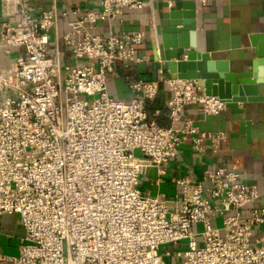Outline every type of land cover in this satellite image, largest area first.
<instances>
[{"label": "built area", "instance_id": "built-area-1", "mask_svg": "<svg viewBox=\"0 0 264 264\" xmlns=\"http://www.w3.org/2000/svg\"><path fill=\"white\" fill-rule=\"evenodd\" d=\"M34 1L1 0L0 49L21 46L25 54L0 65V90L11 92L0 104V218L20 214L25 233L18 253L0 254V264H169L173 251L160 250L167 243L177 246L173 264H264V207L244 211L259 191L236 166L177 180L183 195L174 209L137 187L140 175L163 171L196 132L189 118L179 125L186 105L208 113L226 107L198 80L168 76L170 124L163 126L146 106L159 94L158 81L132 82L129 100L109 94L115 64L143 60L136 49L146 33L95 30L147 2L100 0V9L71 6L60 14L55 7L37 12ZM68 14L74 18L63 41L76 62L61 64L50 32ZM224 136L202 132L195 146Z\"/></svg>", "mask_w": 264, "mask_h": 264}, {"label": "crops", "instance_id": "crops-1", "mask_svg": "<svg viewBox=\"0 0 264 264\" xmlns=\"http://www.w3.org/2000/svg\"><path fill=\"white\" fill-rule=\"evenodd\" d=\"M144 1L147 4L143 7L125 8L112 23L100 20L95 30L104 36L109 34L110 27L116 33L125 30H143L146 33V38L136 49L143 60L127 67L117 62L114 71L109 73L108 91L113 97L131 99L133 92L130 85L138 79L158 81L160 90L157 97L165 104L166 125L170 124L167 102L171 91L163 79L173 75L159 47V40L162 28L169 22V9L177 1L193 3L199 51L210 53L212 58L227 59L233 71L252 69L255 47L251 36L264 33V0ZM32 4L37 12L55 7L60 14L71 6L81 9L101 7L100 0H36ZM73 18L72 14L59 15L56 27L50 32L51 52L61 64L76 62L63 41V34L70 29L69 22ZM4 20L0 0V24ZM24 54L21 46L13 47L10 53L0 49V65L9 67L17 55ZM258 93L261 99L239 102L242 112H234L226 106L218 113H208L201 104L186 105L179 125H183L189 118L196 132L187 135L179 146V152L163 165V171H156V177L151 168L140 175L137 187L146 195L165 199L168 207L174 209L180 204L183 195V186L177 180L190 177L198 181L203 179L207 169L236 166L246 174V181L255 185L259 191V198L248 204L244 211L264 207V80L258 86ZM10 94V91L0 90V104ZM159 113L160 109L157 108L154 114ZM243 121H249V134L241 129L245 127ZM202 132H222L225 136L216 141L204 137L199 141V149L195 146V138H200ZM214 224L221 225L219 216ZM195 228L200 229L202 225L196 224ZM24 233L20 214H3L0 218V254H17Z\"/></svg>", "mask_w": 264, "mask_h": 264}, {"label": "water", "instance_id": "water-1", "mask_svg": "<svg viewBox=\"0 0 264 264\" xmlns=\"http://www.w3.org/2000/svg\"><path fill=\"white\" fill-rule=\"evenodd\" d=\"M251 41L255 47L252 69L231 70L227 59L212 58L210 53L197 49L193 3L177 1L169 9V22L162 28L159 47L173 76L198 80L206 95L217 96L234 112H242L239 102L262 98L258 86L264 80V33L253 34ZM242 124V131L249 134V121ZM134 152L142 155L139 148ZM151 171L156 177L157 168Z\"/></svg>", "mask_w": 264, "mask_h": 264}, {"label": "trees", "instance_id": "trees-1", "mask_svg": "<svg viewBox=\"0 0 264 264\" xmlns=\"http://www.w3.org/2000/svg\"><path fill=\"white\" fill-rule=\"evenodd\" d=\"M147 109L150 113V116L155 118L160 125H166V108L165 104L160 100V98L156 97L153 100H148L146 103ZM160 109L159 115H155L154 112L156 109Z\"/></svg>", "mask_w": 264, "mask_h": 264}, {"label": "rangeland", "instance_id": "rangeland-1", "mask_svg": "<svg viewBox=\"0 0 264 264\" xmlns=\"http://www.w3.org/2000/svg\"><path fill=\"white\" fill-rule=\"evenodd\" d=\"M139 186H141V182H140ZM185 241L186 240H182L181 243H184ZM176 247H177L176 244H171V243L163 244L160 247L161 251H165V250H172L173 251L171 255L165 257L166 261L169 264H173L177 260L175 255H174V251L176 250Z\"/></svg>", "mask_w": 264, "mask_h": 264}]
</instances>
